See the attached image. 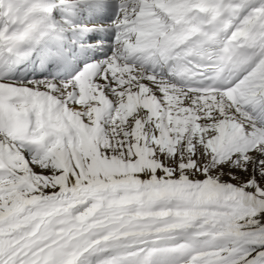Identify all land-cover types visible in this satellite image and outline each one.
<instances>
[{
    "label": "snow or ice",
    "instance_id": "snow-or-ice-1",
    "mask_svg": "<svg viewBox=\"0 0 264 264\" xmlns=\"http://www.w3.org/2000/svg\"><path fill=\"white\" fill-rule=\"evenodd\" d=\"M0 264H264V0H0Z\"/></svg>",
    "mask_w": 264,
    "mask_h": 264
}]
</instances>
